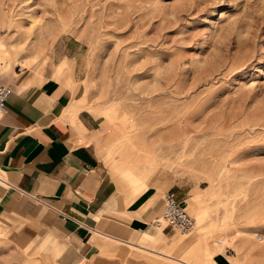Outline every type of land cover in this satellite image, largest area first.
I'll return each mask as SVG.
<instances>
[{
  "label": "rangeland",
  "instance_id": "1",
  "mask_svg": "<svg viewBox=\"0 0 264 264\" xmlns=\"http://www.w3.org/2000/svg\"><path fill=\"white\" fill-rule=\"evenodd\" d=\"M0 43V86L70 74L123 215L141 195L159 217L167 190L188 201L196 229L167 236L201 244L158 249L264 264V0H0ZM33 234L0 230V264H53Z\"/></svg>",
  "mask_w": 264,
  "mask_h": 264
},
{
  "label": "crops",
  "instance_id": "2",
  "mask_svg": "<svg viewBox=\"0 0 264 264\" xmlns=\"http://www.w3.org/2000/svg\"><path fill=\"white\" fill-rule=\"evenodd\" d=\"M7 85V113L0 121V216L10 218L0 219V230L34 232L23 247L37 241L53 264L178 263L160 258L168 251L157 245L176 233L154 225L160 212L142 209L149 196L135 200L131 215L122 214L129 198L89 140L95 121L78 109L70 74L25 70Z\"/></svg>",
  "mask_w": 264,
  "mask_h": 264
},
{
  "label": "built area",
  "instance_id": "3",
  "mask_svg": "<svg viewBox=\"0 0 264 264\" xmlns=\"http://www.w3.org/2000/svg\"><path fill=\"white\" fill-rule=\"evenodd\" d=\"M11 92V87L0 86V121L7 113V97ZM162 216L154 220V225L165 228L169 227L183 235H187L196 228V220L187 210V205L180 200L178 195L171 190H167L164 196V208Z\"/></svg>",
  "mask_w": 264,
  "mask_h": 264
},
{
  "label": "bare ground",
  "instance_id": "4",
  "mask_svg": "<svg viewBox=\"0 0 264 264\" xmlns=\"http://www.w3.org/2000/svg\"><path fill=\"white\" fill-rule=\"evenodd\" d=\"M3 49H4V46H3L2 43H0V51H3ZM14 49H15V47H14ZM186 203H187V207L189 208V203H188L187 200H186ZM196 227H197V225H196ZM160 229L162 230V228H160ZM168 241L166 242V244H170V242H171V244L173 246H176L177 248H179L180 250H183V251H186L187 249H190L191 250V249H193L194 246H197V245L201 244V242H202V240L200 239V237L195 236V235H191V236H188L187 238H181V239H173V240H170L169 239ZM223 242H224V240H219L218 239L216 241V244H217V246H221ZM161 246L163 247V245H161ZM216 250H217L216 248H212V249H210V252H216ZM160 256H161L160 258H162V260L167 261V262L168 261H171V262L176 263L175 261H177L178 262L177 264H190L186 260L179 259L177 257H174V256L170 255L169 252H168V254H165L164 253V254H162Z\"/></svg>",
  "mask_w": 264,
  "mask_h": 264
}]
</instances>
